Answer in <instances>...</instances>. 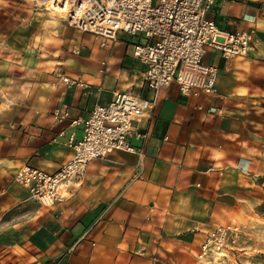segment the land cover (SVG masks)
Instances as JSON below:
<instances>
[{
    "label": "crops",
    "instance_id": "obj_1",
    "mask_svg": "<svg viewBox=\"0 0 264 264\" xmlns=\"http://www.w3.org/2000/svg\"><path fill=\"white\" fill-rule=\"evenodd\" d=\"M61 13L50 0H0V264H251L240 244L224 260L199 255L218 225H239L248 240L264 207V5L216 0L207 12L223 31L251 32L253 47L243 58L206 54L219 70L215 95L160 92L138 124L148 140H132L143 169L136 154L96 159L46 207L17 172L56 173L72 157L69 139L83 138L74 121L119 92L152 96L132 54L142 37L102 46Z\"/></svg>",
    "mask_w": 264,
    "mask_h": 264
},
{
    "label": "built area",
    "instance_id": "obj_2",
    "mask_svg": "<svg viewBox=\"0 0 264 264\" xmlns=\"http://www.w3.org/2000/svg\"><path fill=\"white\" fill-rule=\"evenodd\" d=\"M216 0H50L54 11L64 7L68 23L90 33L106 46L119 35L140 36L133 46V57L144 67V82L150 98L131 92H119L108 105H97L85 119L71 125H83V138L69 139L72 157L56 173L24 166L14 181L46 207L63 202L70 183L83 177L96 159L120 151L136 154L143 169L144 149L133 139L147 141L148 132L138 128L140 121L152 115L160 92L172 84L185 97L212 96L217 93L219 70L204 62L215 50L227 59L247 57L253 47V34L230 33L206 18ZM264 5V0H260ZM67 85L76 84L64 78ZM62 122L64 113L57 109ZM243 228L236 224L218 225L207 234L199 258L210 261L228 258L241 241ZM52 264H58L53 262ZM252 264V263H251ZM253 264H263L261 262Z\"/></svg>",
    "mask_w": 264,
    "mask_h": 264
},
{
    "label": "rangeland",
    "instance_id": "obj_3",
    "mask_svg": "<svg viewBox=\"0 0 264 264\" xmlns=\"http://www.w3.org/2000/svg\"><path fill=\"white\" fill-rule=\"evenodd\" d=\"M55 12L57 14L62 15V13L59 11H55ZM261 210L262 211L260 212L259 215V221L257 222L258 227L252 230V232H254V235L247 236L248 240L242 239L243 241H241L240 243L241 247H239L241 249L243 247H246V249H249L251 252H253L252 264L258 262L264 264V207Z\"/></svg>",
    "mask_w": 264,
    "mask_h": 264
},
{
    "label": "bare ground",
    "instance_id": "obj_4",
    "mask_svg": "<svg viewBox=\"0 0 264 264\" xmlns=\"http://www.w3.org/2000/svg\"><path fill=\"white\" fill-rule=\"evenodd\" d=\"M58 11L59 12H64L66 14V9L64 7L60 8V9L58 8Z\"/></svg>",
    "mask_w": 264,
    "mask_h": 264
},
{
    "label": "trees",
    "instance_id": "obj_5",
    "mask_svg": "<svg viewBox=\"0 0 264 264\" xmlns=\"http://www.w3.org/2000/svg\"><path fill=\"white\" fill-rule=\"evenodd\" d=\"M50 264H52V263H50Z\"/></svg>",
    "mask_w": 264,
    "mask_h": 264
}]
</instances>
